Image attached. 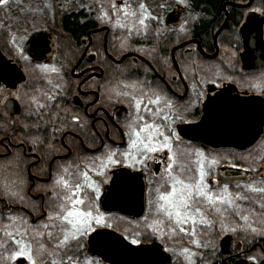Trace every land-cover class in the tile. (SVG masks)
I'll list each match as a JSON object with an SVG mask.
<instances>
[{"label": "flooded vegetation", "instance_id": "flooded-vegetation-1", "mask_svg": "<svg viewBox=\"0 0 264 264\" xmlns=\"http://www.w3.org/2000/svg\"><path fill=\"white\" fill-rule=\"evenodd\" d=\"M262 76L264 0H9L0 6V264H133L130 251L122 258L107 253L116 235L136 245L160 243L168 264H264V235L245 234L240 224L223 229L227 204L194 205L200 207L194 224L176 225L163 213L154 222L147 218L158 196L171 191L165 181L173 154L185 166L183 177L198 182L203 172L210 193L235 198V219L244 189L264 187V132L239 150L179 131L211 115L215 109L203 104L226 85L236 89L231 98L264 97L255 87ZM157 98L159 104L148 103ZM138 101L139 127L146 121L171 134V152L145 159L131 147ZM246 152L248 165L239 159ZM113 153L116 163H109ZM122 169L143 181L139 218L102 206ZM61 177L85 186L80 208L102 217L67 244L61 222L49 218L66 193L56 184ZM225 235L232 238L228 253L219 246ZM21 248L30 257H18Z\"/></svg>", "mask_w": 264, "mask_h": 264}, {"label": "water", "instance_id": "water-1", "mask_svg": "<svg viewBox=\"0 0 264 264\" xmlns=\"http://www.w3.org/2000/svg\"><path fill=\"white\" fill-rule=\"evenodd\" d=\"M220 30L215 34L214 40ZM236 89L232 85L221 88L203 104V109H215L211 115L192 126H180L184 137L201 140L215 148L228 147L244 150L252 146L264 132V97L255 95L244 98H231ZM235 96V95H234ZM236 97V96H235ZM116 196V200L112 199ZM144 185L138 173L120 170L115 175L103 200L105 210H115L132 218H139L144 211ZM115 201V202H114ZM231 236L225 235L219 242L223 253L229 252ZM107 242V253L112 258H122L130 251L133 264H168L170 256L160 243L132 244L121 236L111 237ZM146 259V262L143 261Z\"/></svg>", "mask_w": 264, "mask_h": 264}, {"label": "snow or ice", "instance_id": "snow-or-ice-1", "mask_svg": "<svg viewBox=\"0 0 264 264\" xmlns=\"http://www.w3.org/2000/svg\"><path fill=\"white\" fill-rule=\"evenodd\" d=\"M181 2H183V0H181ZM8 3L9 0H0V6L7 5ZM141 7H143V5H141ZM140 23L143 24L144 21L141 20ZM52 71H55V69H52ZM141 103H143V101H138L135 104L137 110V122L129 125L131 129L130 135L135 137V139H132L131 147L136 148L145 159L147 158L148 153L164 150L171 152V134L165 135L164 132L160 131L159 126L149 124L146 121L142 127H139L138 122L144 120V117L139 115ZM148 103L159 104L160 100L159 98L156 100L149 99ZM145 111H148L149 114H151V111L147 106H145ZM137 127H139V131L136 130ZM160 137L163 139L160 140ZM115 155L116 154L113 153L107 157L109 163H116L113 159V156ZM127 157L131 159V153H128ZM169 160H171L172 163L168 165L169 175L165 183H167L168 180L171 181V184L169 185L171 191L166 190V194L158 196L156 202V210L158 213L165 214L167 218L170 221H173L176 225L187 224L189 221L194 224L196 223L194 214L200 213V207H194V205H202L205 201L211 205L217 203L232 204V199L223 196H215L204 187L203 172H201L200 181L192 182L190 179L185 178L180 174L184 171L185 166L177 163L178 157L175 154L169 156ZM135 162L142 163L140 160ZM177 167H179L180 172L173 174ZM98 174L102 175V173ZM84 176L87 180V173H85ZM56 184L62 186L66 190V193L65 196L61 197L63 202L58 205L56 216L49 218H55L61 222V231L64 233L63 243L67 244L69 240L78 239L77 234L83 235L86 232L85 225L90 227L93 221L97 224L101 223L102 217L97 218L93 215L91 210H82L80 208L81 205L85 204V201L80 198L79 193L83 191L85 186L76 183L73 187L63 177L58 179ZM86 186L91 187L90 184ZM237 187L240 186L237 185ZM247 190L256 193H264V187L257 188L249 185ZM217 211H219V209H217ZM200 222H203V220ZM180 231L184 232L185 229L181 227ZM133 243H135V241H133ZM25 255L30 257V253H26L25 248H21L17 253L18 257H23Z\"/></svg>", "mask_w": 264, "mask_h": 264}, {"label": "rangeland", "instance_id": "rangeland-1", "mask_svg": "<svg viewBox=\"0 0 264 264\" xmlns=\"http://www.w3.org/2000/svg\"><path fill=\"white\" fill-rule=\"evenodd\" d=\"M263 78V79H262ZM255 87H258L257 89H264V76L255 79ZM250 152H246L244 154H241L239 156V159L243 162V164H250L251 158H250ZM237 156L233 155L232 153H228V160L232 159L235 160ZM245 192L248 193V195H245L244 197V207L243 209H238V212L235 216L238 220V223L236 222V219L230 216V213H232L233 210H236L235 207L236 204L234 203V197L230 198L232 199V204H227L228 208V214L223 219V229H226L228 231H236L237 227L236 225L240 224V228L242 229V225H246L244 228L245 234H255L259 233L260 235H264V195L261 196L260 199L254 198L253 193L248 192L246 189H244ZM157 210L156 208L150 209L147 214V218L150 219V221L153 219H157ZM219 216V215H218ZM219 219V218H218ZM219 222V221H218ZM237 223V224H236ZM215 228V226H214ZM219 228V227H218ZM211 230H214L211 228ZM165 246L172 250L174 248V242L170 241L169 239H162ZM217 242H212L211 245L215 246Z\"/></svg>", "mask_w": 264, "mask_h": 264}]
</instances>
